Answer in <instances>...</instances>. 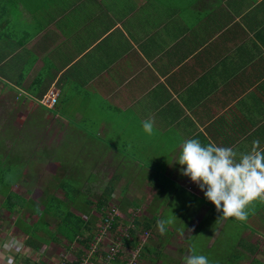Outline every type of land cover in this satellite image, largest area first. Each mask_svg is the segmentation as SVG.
Wrapping results in <instances>:
<instances>
[{
  "label": "crops",
  "instance_id": "crops-1",
  "mask_svg": "<svg viewBox=\"0 0 264 264\" xmlns=\"http://www.w3.org/2000/svg\"><path fill=\"white\" fill-rule=\"evenodd\" d=\"M0 44L1 126L26 132L10 156L38 136L46 180H80L85 194L110 187L107 206L146 227L141 260L182 264L191 247L212 264H264V201L246 220L221 216L175 161L189 138L264 147V0H0Z\"/></svg>",
  "mask_w": 264,
  "mask_h": 264
},
{
  "label": "rangeland",
  "instance_id": "rangeland-1",
  "mask_svg": "<svg viewBox=\"0 0 264 264\" xmlns=\"http://www.w3.org/2000/svg\"><path fill=\"white\" fill-rule=\"evenodd\" d=\"M2 45V44H0ZM3 53V52H2ZM6 106L5 102H2V98L0 97V108H2V111H0V139L3 140L1 143L4 142V146L2 148V144L0 145V151L3 153L2 155L5 156V158H1V165H3L4 161L7 163V166L9 167H14L12 161H9L11 159L10 156V148L8 147V143L11 144L13 143V140H16L17 143H22L24 142V136L26 135V132H21L18 131V124L16 125V129H10V126L8 124L1 126L3 123V116H4V109ZM69 120L74 123V121L71 118H68ZM86 119H88V114H86ZM18 122V121H17ZM76 123H78L76 121ZM82 124V123H80ZM84 125V124H83ZM83 125H81L83 127ZM85 127V125H84ZM18 131V132H17ZM89 132L92 134V129H89ZM98 136L101 137V139H104L105 137L101 136L99 133H97ZM94 135V134H92ZM52 136V135H51ZM49 135H44L42 140L49 142ZM38 136H31L30 141L26 143L22 149H25L27 153H23V157H25V164L24 170L22 169L23 165H18L13 169V173L18 177L17 180L14 181V184L10 187V190L12 193L16 196L21 197L23 200V203L25 200L28 202L27 206H19L18 203H16V206H14V212H8L6 209H4L3 206H1L2 202V196L0 195V264H60L62 261L66 262H71L74 261L76 257H79L77 254L79 251L82 250L81 245L72 240L69 241L67 238H65L63 235L60 233H55L54 232V223L56 221H51L50 227L48 228L49 232H54V239L49 240L47 243H40L39 244V249L37 252H33L29 250L25 245H23V241L25 239L24 233H22L21 229L19 228L18 225L14 223L15 217L18 219H21L23 222L27 224H32L35 222L39 216V212L42 209V206L36 202V195L40 194V191L43 190L45 187L47 192L50 194H54L55 192L57 193V189L55 188L54 184L57 183V179H48L46 180L45 176L46 174H49V170L47 167L42 166L41 170H39V165L37 163V156H38ZM82 142V140L79 141V143ZM82 144V143H81ZM96 149L93 151L99 152L104 150L100 145L96 144L95 145ZM135 149V148H134ZM73 151L76 152H84L85 148H72ZM12 152V151H11ZM20 150H18V153ZM0 153V155H1ZM21 153V152H20ZM17 155H14L16 159ZM93 159L99 160V157L97 156H92ZM83 158V157H82ZM30 160V161H29ZM31 163H34L33 169L27 168ZM85 165L82 164V166ZM6 165L3 167L5 168L4 171H2V176H0V179L4 180L6 179V173H11L12 171L10 168H7ZM30 170H33L31 172ZM10 173L8 177L10 176ZM19 173V174H18ZM40 174H44L43 176ZM20 175V176H19ZM42 176V177H39ZM42 178V179H41ZM44 180V181H43ZM48 181V182H47ZM47 182V183H46ZM76 184L79 183V188L81 189V181L79 180L78 182H75ZM49 185V186H44V185ZM98 185H101L98 183ZM98 187V186H97ZM85 194V193H84ZM170 202L172 203L169 210L173 211L172 214H178V217L183 214L181 212V207L175 206L178 205L177 202L173 201V199L169 198ZM115 200V198H114ZM20 202V201H17ZM109 204L117 208V216L123 218L125 217L129 223L133 220L134 213H129V216H121L120 212L118 210V207L116 206L115 202H111ZM108 204V205H109ZM33 206L34 208L30 207ZM107 207V206H106ZM114 207V206H113ZM69 210L72 213L77 214V210L69 206ZM80 215V214H77ZM95 217H97V214H95ZM99 217V216H98ZM182 223H180L181 225ZM120 228L116 227L115 231H118ZM39 235H42L40 233ZM114 234L109 233L108 236H104L102 239V243L99 245V251L96 252L97 256L93 259H90V264H97L98 260L100 258V254L104 252L105 246H108L111 244V241L113 239ZM136 237L139 239L140 242H146L149 235L145 236L144 232L139 229L138 233L136 234ZM227 244V243H225ZM228 245V244H227ZM121 252H122V260H125L126 258L128 259V255L130 254V249L123 248L121 247ZM83 252L86 250L83 249ZM173 254V253H172ZM16 256V257H15ZM150 261V262H149ZM164 264H169L171 263L170 260L166 262V260H162ZM159 264L157 263V260H146V259H140L138 260L137 264ZM183 264V263H182Z\"/></svg>",
  "mask_w": 264,
  "mask_h": 264
},
{
  "label": "trees",
  "instance_id": "trees-1",
  "mask_svg": "<svg viewBox=\"0 0 264 264\" xmlns=\"http://www.w3.org/2000/svg\"><path fill=\"white\" fill-rule=\"evenodd\" d=\"M20 152L18 153V150H15V153L11 156V159L9 160L12 161L14 167H9L7 166V163H5V161L3 162L4 164L1 165V158H5V156L2 155L3 153H1L0 151V176L3 175L2 171L5 170V168L3 167L4 165H6L7 168H10V170L12 171L11 173L9 172V177V173H6V179H0V195L2 196L1 206H3L4 209H6L8 212L15 211L14 206H16V203H18L19 206L23 207L28 205V202L26 200L23 203L21 197L14 195L10 190V187L14 184V181L18 179V177L13 173V169L16 166L21 165L24 161V157L22 156L23 153ZM23 152L24 154L27 153L26 150H23ZM14 155H17L16 159ZM67 181L68 179L58 181V189L64 191L62 200L55 197L54 194H50L46 191L42 194L36 195V202L42 206V209L39 212V216L35 222H33L32 224H27L21 219L15 217L14 223L18 225L22 233H24L25 239L23 241V244L29 250L37 252L40 243L44 244L47 243L49 240L54 239L53 235L55 232L60 233L69 241L74 240L78 242L81 245L82 250L85 249L87 251L89 249L90 243L93 241V238L97 233L98 225L105 223V213L107 209L110 208V206H107L106 204L110 197V187H107L102 191L100 190V194L98 195H95L94 193H89V190L86 192V194H84L83 191L71 185ZM88 196H92L95 199V202L91 203L89 199H87ZM69 206L76 207V209H79L80 211L82 210V214L86 217V219L74 215L69 210ZM30 207L34 208L33 206ZM92 210H94L99 217H95L94 215H92ZM119 218L120 217L116 215L112 218V220H107V226L109 225L107 227V230L110 233H113L114 237H117L120 243V252L117 255L118 257H114V260H109V263L127 264L132 255H135V258L138 261L140 257L143 256V253L146 251L147 243L140 242L139 239L136 237V234L139 231V226L141 224L135 221V218H133L130 223H120ZM51 221H56L54 223V232L48 231V228L52 224ZM96 221H98V225L96 224ZM116 227H119L120 231H115ZM145 228L146 227L143 226V228L140 229L145 233V231H147L145 230ZM40 233H42V235H39ZM122 246L123 248L130 249L128 259L126 258L125 260H122ZM82 250L77 253L79 257H76L74 261H62L61 263L81 264L82 258L85 256V253ZM96 256L97 254L95 253L90 259H93ZM100 258L102 260L105 258L104 252L100 254ZM222 261L224 262V260ZM214 262H216V260H214ZM217 264L222 263L220 261H217Z\"/></svg>",
  "mask_w": 264,
  "mask_h": 264
},
{
  "label": "clouds",
  "instance_id": "clouds-1",
  "mask_svg": "<svg viewBox=\"0 0 264 264\" xmlns=\"http://www.w3.org/2000/svg\"><path fill=\"white\" fill-rule=\"evenodd\" d=\"M141 128L147 135L154 131L153 121H142ZM254 139L246 151L238 152L231 146L214 142L202 144L198 138L182 142L175 161L182 165V174L196 183L204 197L220 211L221 216L246 220L249 205L256 200L264 201V147ZM168 219L156 223L160 234L166 231ZM183 264H212L205 254L194 248L183 257Z\"/></svg>",
  "mask_w": 264,
  "mask_h": 264
},
{
  "label": "built area",
  "instance_id": "built-area-1",
  "mask_svg": "<svg viewBox=\"0 0 264 264\" xmlns=\"http://www.w3.org/2000/svg\"><path fill=\"white\" fill-rule=\"evenodd\" d=\"M58 96V93L55 90H52L48 93V96H45L40 102L42 105L46 106V107H51L53 106V104L56 101V97ZM117 209L114 206H111L109 209H107L106 213H105V223L104 224H99L98 225V230L96 235L93 238V241L90 243L89 245V249L87 251H85V256L82 258V262L81 264H90V258L92 257L93 254H95L96 252L99 251L100 248V244L102 243V239L104 236H108V234L110 233L107 230V224H108V219L112 220V218L114 216L117 215ZM120 231V230H119ZM145 236H147V234L144 233ZM120 252V243L118 241L117 237L113 236V239L111 241V244H109L108 246H105V258L102 260L101 258L98 260L97 264H110L109 260H114V257H118V253ZM138 261L135 258V255H132V257L130 258V260L128 261L127 264H137ZM60 264H64V263H60Z\"/></svg>",
  "mask_w": 264,
  "mask_h": 264
}]
</instances>
